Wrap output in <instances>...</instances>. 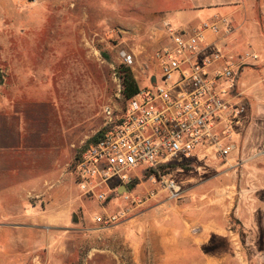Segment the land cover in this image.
I'll list each match as a JSON object with an SVG mask.
<instances>
[{"label": "rangeland", "instance_id": "obj_1", "mask_svg": "<svg viewBox=\"0 0 264 264\" xmlns=\"http://www.w3.org/2000/svg\"><path fill=\"white\" fill-rule=\"evenodd\" d=\"M262 6L264 0H0V264H135L127 238L140 236L143 217L193 238L200 223L221 221L224 237L185 246L181 264H204L206 256L264 264V40L252 9ZM237 8L252 32L239 34L242 49H256L260 67L241 75L242 100L257 115L249 111L230 166L170 173L180 187L176 198L149 177L104 202L83 196L74 162L99 130L103 107L124 105L119 52L135 55L130 70L142 88L167 41L166 23L190 33ZM150 192L152 200L130 204ZM205 204L213 208L206 214ZM104 214L117 219L94 223Z\"/></svg>", "mask_w": 264, "mask_h": 264}, {"label": "built area", "instance_id": "obj_2", "mask_svg": "<svg viewBox=\"0 0 264 264\" xmlns=\"http://www.w3.org/2000/svg\"><path fill=\"white\" fill-rule=\"evenodd\" d=\"M164 27L167 41L152 56L154 73L147 85L122 107H103L99 137L81 149L74 162L73 175L83 196L104 202L110 193L153 169L149 180L176 198L180 187L169 176L182 172L180 164L189 163L197 171L215 164L230 166V158L238 153L250 107L242 100L237 81L241 69L257 55L233 56L223 50L215 37L232 32L227 17L204 21L190 33L174 31L167 23ZM118 58L128 68L136 62L135 55L124 50ZM153 198L150 192L130 204ZM116 219L117 215L104 214L93 221L106 226Z\"/></svg>", "mask_w": 264, "mask_h": 264}, {"label": "crops", "instance_id": "obj_3", "mask_svg": "<svg viewBox=\"0 0 264 264\" xmlns=\"http://www.w3.org/2000/svg\"><path fill=\"white\" fill-rule=\"evenodd\" d=\"M252 9L253 11L258 12L259 15L258 21L260 24H257L256 16H255L253 18L254 26L257 27L258 29L257 32L259 37L264 40V35H263L264 33L262 30L264 28L263 27L264 6L258 9L252 7ZM241 12H242L241 9L237 8L236 10L231 11L227 15L223 16L229 19L232 32L229 35L222 34L221 36L215 38L221 44L223 50L226 51L228 54L235 56L243 53L252 52L257 55L256 49L252 48L250 44H248L250 50L246 48L242 49L243 45L239 39V34L245 35L246 37V36H251L252 32L243 29L245 23L248 20L244 21L241 24L239 23V20L237 18L238 15L241 17L240 15ZM215 17H221V16H217L216 14H214L212 19ZM179 31H183V30H179ZM212 39H214V37L209 38V40ZM251 66L260 67V65L257 64V60H256L255 62H251L247 67L241 69L237 81V89L239 93L241 87L240 86L241 75L242 73L245 74V71L247 69H251ZM245 76L247 79L249 74H246ZM250 110H252V112H255V110H253L252 107L249 109V111ZM249 111L248 113L250 114ZM101 127L102 124L100 128ZM230 160L232 161V159ZM219 167L220 169L223 168V166H219ZM255 172L257 174H260L259 170H256ZM261 184L263 186L260 185L258 188L264 187V177L263 179H261ZM201 207L202 209L204 208L203 212L205 214L209 209H213L209 207L208 204H205ZM262 210L264 212V207ZM205 218L206 220H208L207 217ZM220 220L223 221L224 219L222 218ZM138 221H141L140 222L141 224L138 226L137 229V232L141 233L140 236L138 237L135 236V238L134 236L133 238H127V241L129 240L135 247V250L132 252L135 264H181L183 257L186 256L185 246L191 244H194L196 246H202L203 244L207 243L211 237L213 236L224 237V235L226 234V229L225 227L224 228L222 227L221 221H217L215 219L209 220L205 224L200 223L199 225L201 226L202 230L200 229L199 234H197V236H195L194 238L188 235L187 232H185V230L176 233L175 229L170 224V222L168 223L162 222V224L156 226L155 222H153V220L149 221L147 217L139 218ZM163 221H169V220L165 219ZM184 223L187 224L186 220L184 221ZM221 263H222V259L218 260V259L208 258V256H206V261L204 264H221Z\"/></svg>", "mask_w": 264, "mask_h": 264}, {"label": "trees", "instance_id": "obj_4", "mask_svg": "<svg viewBox=\"0 0 264 264\" xmlns=\"http://www.w3.org/2000/svg\"><path fill=\"white\" fill-rule=\"evenodd\" d=\"M116 73L120 81L121 85V95L124 98V100L130 99L132 96H134L140 89L138 82L134 79L133 74L130 70V68L119 65L116 68ZM100 131L96 132L91 138H89L86 142L83 148L90 145L92 142H94L99 137ZM82 148V149H83ZM81 151V150H80ZM177 165H169V167L174 168ZM179 166L183 167L184 169L191 168L189 163H182ZM164 166H161L160 169H164ZM152 173H155V170L150 169L143 172V177L140 179H133L131 183L126 185V188L128 191H132L137 185H139L141 179H146V177H149Z\"/></svg>", "mask_w": 264, "mask_h": 264}, {"label": "water", "instance_id": "obj_5", "mask_svg": "<svg viewBox=\"0 0 264 264\" xmlns=\"http://www.w3.org/2000/svg\"><path fill=\"white\" fill-rule=\"evenodd\" d=\"M154 81H155V78L152 77V78H151V82L153 83ZM124 189H125V188H124ZM72 222H73V223H77V218H76L75 215L72 216Z\"/></svg>", "mask_w": 264, "mask_h": 264}]
</instances>
